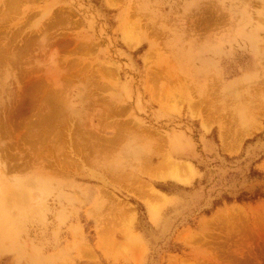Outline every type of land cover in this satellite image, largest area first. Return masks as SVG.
I'll return each mask as SVG.
<instances>
[{
    "label": "rangeland",
    "instance_id": "1",
    "mask_svg": "<svg viewBox=\"0 0 264 264\" xmlns=\"http://www.w3.org/2000/svg\"><path fill=\"white\" fill-rule=\"evenodd\" d=\"M257 212L264 0H0V264H194Z\"/></svg>",
    "mask_w": 264,
    "mask_h": 264
},
{
    "label": "bare ground",
    "instance_id": "2",
    "mask_svg": "<svg viewBox=\"0 0 264 264\" xmlns=\"http://www.w3.org/2000/svg\"><path fill=\"white\" fill-rule=\"evenodd\" d=\"M168 162L170 161L163 163L165 165L163 168L168 166ZM168 167L164 171H170L168 173L174 175L175 172L170 170L171 166L169 165ZM160 168L159 170L163 169ZM171 169L175 170L173 166ZM260 212L253 213V215L241 213L239 214L240 219L238 217V222L233 223L232 226L229 222L231 221V216L229 215L219 216L214 219L213 223H208L204 227L203 234L199 235L198 238L191 239V244L203 242V246L206 245L211 251L207 250L208 252L205 251V254L197 253L196 258L193 259L194 264H264V213ZM198 249L200 248L198 247ZM190 263L192 264V262Z\"/></svg>",
    "mask_w": 264,
    "mask_h": 264
}]
</instances>
